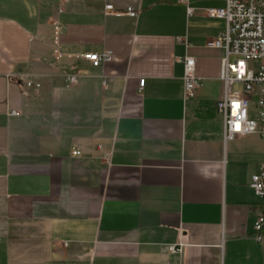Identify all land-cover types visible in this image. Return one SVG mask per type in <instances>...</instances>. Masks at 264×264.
Instances as JSON below:
<instances>
[{"label":"crops","instance_id":"1","mask_svg":"<svg viewBox=\"0 0 264 264\" xmlns=\"http://www.w3.org/2000/svg\"><path fill=\"white\" fill-rule=\"evenodd\" d=\"M224 5L0 0V264H264V139H227L217 108Z\"/></svg>","mask_w":264,"mask_h":264},{"label":"built area","instance_id":"2","mask_svg":"<svg viewBox=\"0 0 264 264\" xmlns=\"http://www.w3.org/2000/svg\"><path fill=\"white\" fill-rule=\"evenodd\" d=\"M105 12L122 14L115 12L112 5H107ZM126 13L137 17L138 10L128 8ZM207 13L211 17L222 18L226 22L224 31L208 43L210 47L223 48L225 51L221 70L224 96L218 100L217 108L224 115L226 138L234 139L238 136L259 133L264 139V0H225L223 7L209 8ZM55 45H58L55 49L56 58L61 59L63 53L58 49L60 47L59 30L56 32ZM65 55L68 58H83L95 67L113 58L111 51L66 53ZM232 55L236 57L234 62L230 61ZM183 63L184 91L187 97H191L202 78L196 74L193 57L186 56ZM69 80L71 84H74L77 76L72 75ZM144 84L145 79H140V88L144 87ZM28 86L38 88L40 84L33 85L30 82ZM250 187L261 199L262 211L254 224L256 239L261 240L264 230V162L251 176ZM171 250L174 253L180 252V249L175 247Z\"/></svg>","mask_w":264,"mask_h":264},{"label":"rangeland","instance_id":"3","mask_svg":"<svg viewBox=\"0 0 264 264\" xmlns=\"http://www.w3.org/2000/svg\"><path fill=\"white\" fill-rule=\"evenodd\" d=\"M235 59H236V57H235L234 55L230 56V61H231V62H234Z\"/></svg>","mask_w":264,"mask_h":264}]
</instances>
